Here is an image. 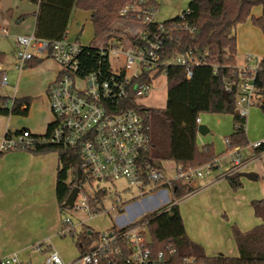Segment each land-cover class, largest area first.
Listing matches in <instances>:
<instances>
[{
    "label": "built area",
    "instance_id": "built-area-1",
    "mask_svg": "<svg viewBox=\"0 0 264 264\" xmlns=\"http://www.w3.org/2000/svg\"><path fill=\"white\" fill-rule=\"evenodd\" d=\"M144 1L133 0L123 6L119 12L120 20L134 22L138 24V28L130 31L129 37L127 33H121L117 35L120 37L118 40L105 39L94 45L101 58L97 68L91 70H88L81 56L85 45L78 40L70 41L68 36L51 40L38 37L35 32L16 36L20 67H26L28 61L34 58H50L58 65L57 75L49 84L47 93L54 121L43 135L33 134L29 130L5 135L0 151L32 150L41 145L69 151L78 163L69 168L66 182L71 190L78 186L79 192L73 207L66 208L88 212L91 216L98 210L96 206L90 205L88 195H93L98 190L116 195L113 209L120 210L124 206L117 189L119 180L126 183L122 187L123 192L135 187L144 196L161 189L173 192L175 181L195 183L215 169L223 170L222 176L226 178L239 172L243 164L241 153L236 148L232 149L235 154L233 164L225 170L217 160L196 167L176 164L173 175L169 177L163 163L153 159L149 112L144 109L146 106L141 99L149 96L159 75L166 76L168 66L185 67L187 77L191 78L193 66L208 63L209 52L195 56L192 50L185 53L170 51L168 45L174 40V31L181 25L190 29L189 25L180 21L166 23L156 20L157 8H143ZM188 12V8L183 10L179 14L181 19ZM3 31H6L5 28ZM260 63L261 60L255 68H240L251 71V74L243 73L236 87L237 111L244 116L248 107L260 106L264 102L263 91L255 83ZM7 82V75H3L2 83ZM234 84L226 81L225 89L228 92L234 90ZM262 144L264 138L253 144V147L258 148ZM78 170H81L80 179ZM83 182L89 185V189L84 187ZM79 197L81 202L78 204ZM169 205L166 210L171 207V203ZM147 223L128 227L118 235L100 232V239L96 243L69 261L47 246L43 264H101L104 257L123 254L122 248L114 245L116 238L120 236L131 248L126 264H160L171 258L177 250L169 245L166 250L153 255L148 247ZM83 225L73 235L76 224L71 217L66 216L61 233L78 237L83 231ZM38 245L37 247H43L44 243ZM35 246L36 244L33 248ZM184 261L187 264H197L194 257H184ZM0 264H32V261L13 253L0 258ZM108 264H111L110 261Z\"/></svg>",
    "mask_w": 264,
    "mask_h": 264
},
{
    "label": "trees",
    "instance_id": "trees-1",
    "mask_svg": "<svg viewBox=\"0 0 264 264\" xmlns=\"http://www.w3.org/2000/svg\"><path fill=\"white\" fill-rule=\"evenodd\" d=\"M38 6L34 12L36 25L34 32L38 37L58 40L67 36L71 15L75 8L90 11L96 35L103 38H120L112 32V24L118 19L123 6L133 0H30ZM143 8L159 6L158 0H145ZM261 5L263 12L260 16L252 15V8ZM189 12L181 19L179 15L164 20L166 23L177 21L186 23L189 28L181 25L173 34L174 40L168 49L185 53L192 50L195 56L208 51V63L195 65L191 78L187 77L185 67L170 65L166 70L167 104L165 108L144 107L149 112L148 121L152 135V157L155 161H174L186 167H196L212 162L218 157L212 144L197 145L198 117L200 113L210 112L232 114L234 131L227 137L228 149H236L247 145L249 140L246 133V116L240 114L236 107V87L244 71L236 66L237 38L235 27L248 18L254 25L261 28L264 34V0H191ZM25 16L21 15L19 20ZM117 31V30H116ZM88 70L97 68L99 64L98 51L94 45L84 46L81 54ZM5 59V53L0 51V64ZM43 60L34 58L26 64L36 67ZM1 74V73H0ZM226 81H232L234 90L230 91V99L224 95ZM255 83L264 94V55L260 69L256 71ZM31 97H9L0 95V114L28 115ZM264 113V102L260 104ZM8 131L6 135L20 134ZM256 153L264 151V144L254 148ZM25 150V149H22ZM55 150L59 153L60 161L57 174L56 194L61 209L71 192L66 180L71 165H77L76 159L69 151L55 146H38L29 150L33 153H45ZM5 152L0 151V155ZM234 189L242 187L239 172L226 176ZM174 197L179 200L195 189V183L175 181L173 183ZM108 196L103 190L88 195L90 205L101 210V204ZM255 215L261 223L248 231H242L236 225L232 226L233 236L237 244L238 256H209L203 245L193 241L185 230L183 217L178 206L171 203L166 210L162 207L155 212L145 215L141 219L124 228L112 227L108 233L119 234L124 229L148 222L146 231L152 236V243L148 244L153 255L166 250L172 245L176 253L160 264H187L184 257H194L197 264H264V198L252 201ZM170 206V205H169ZM101 233L88 225H83V231L75 237L80 253L100 239ZM115 246L122 248L123 254L116 257H104L101 264H126L131 254L128 242L120 237L116 238Z\"/></svg>",
    "mask_w": 264,
    "mask_h": 264
},
{
    "label": "crops",
    "instance_id": "crops-1",
    "mask_svg": "<svg viewBox=\"0 0 264 264\" xmlns=\"http://www.w3.org/2000/svg\"><path fill=\"white\" fill-rule=\"evenodd\" d=\"M262 12L261 5L252 8V15L260 16ZM245 22H247L245 28L248 33L254 32V28L261 30L253 24L251 18H248ZM239 24L235 27L237 52L238 47H240V39L237 33ZM35 25L36 18L32 32H34ZM5 30L7 29L5 28ZM239 36H241V32H239ZM16 51L17 47L15 48V55H17ZM252 56V54H246L244 64L240 66L236 62V66L238 68H250L249 62L255 61ZM262 58L257 59L255 66ZM43 62L36 66L37 70L43 74L37 94L41 95L45 90L46 97H48L49 84L56 77L58 70L54 65L52 67L43 66ZM0 73V83L2 84V76L7 74L5 69L2 68V64H0ZM20 73L18 80L23 72ZM157 81L158 78L155 80L154 88L151 91L153 95L156 93L154 89ZM165 82L167 84V78ZM10 85V83L4 84L5 87H10V90L1 89L0 87V95L31 98L35 95L33 93L30 96L28 95L30 93L27 92L18 93L20 90L17 86L13 85L12 87ZM166 87L168 91V86L166 85ZM12 88H14V92ZM254 107H248L245 113V127L249 142L240 148L243 164L240 167L239 175L240 172H254L258 176L257 180H251L240 175L242 187L234 189L229 180L223 178V170L215 169L205 178L195 182L196 190L189 194L196 195L194 196V204L189 211L183 209L184 216L181 214L188 236L193 241L203 245L209 256H238L239 250L233 236L232 226L236 225L240 230L248 231L261 223V219L255 215L252 201L264 198L255 197V194H258L257 192H259L257 196H264V151L256 153L253 144L264 138V113ZM20 117V115L15 114H0V144L8 131L16 132L21 129H28L37 135H43L47 132L32 131L24 123V118ZM198 123L199 125H205L208 132L205 134L197 132V145L212 144L218 156L216 160L219 165L224 170L229 168L233 164L235 154L231 149H228L227 152L224 151L225 145L224 143L221 144V140L222 137H227L234 131L233 115L200 113ZM209 133H212V135L205 138L204 136ZM247 147L250 148V155L244 157L242 151ZM59 161V156L55 158L44 153L9 151V153L0 155V258L17 253L23 259L33 261L32 257L35 253L33 246L42 236L40 230L46 229L47 231L44 232H50L49 236L56 234L54 230L59 225L61 209L56 194ZM243 178L247 180H242ZM253 181L256 183L261 181V184L258 185ZM246 185L247 188H245ZM253 190L257 192L251 194ZM146 196L149 195L129 201L132 202L133 206H130V204L123 206L116 215L112 227H125L150 214L147 212H155L160 207L161 202H166L168 199L167 194L162 192L158 206L147 207L151 208L148 210L146 208L145 210L140 209L142 205L140 202L146 201ZM58 230L57 233H59ZM71 259H74V257H71Z\"/></svg>",
    "mask_w": 264,
    "mask_h": 264
},
{
    "label": "rangeland",
    "instance_id": "rangeland-1",
    "mask_svg": "<svg viewBox=\"0 0 264 264\" xmlns=\"http://www.w3.org/2000/svg\"><path fill=\"white\" fill-rule=\"evenodd\" d=\"M191 0H158L159 6L157 7V11L155 12V19L158 21H164L173 17H176L179 15L183 10L189 7ZM37 9V5L30 0H0V51L5 53V59L1 63L2 68L5 69L7 72V78L8 82L13 87V85H16L17 88L20 90L18 93H30L28 95L31 96V94H35L32 97L31 102V108L29 111V114L24 116L20 115V118H24V123L34 132H40L44 133L45 131H48V128L50 124L54 121V117L51 111V106L48 97H46L45 90L43 93L37 94L38 89L41 83L42 79V72L37 70V67H20V61L17 55H15V48L17 47L15 37L17 35H23V34H30L33 31L34 23H35V14L34 12ZM21 15H24L25 17L21 20H19V17ZM244 24V25H243ZM247 22H244L242 24H239L238 26V37L240 39V47H238V52L236 55V62L238 65L244 64V58L246 54H252L255 61H250V68H255V63L258 58H262L264 55V42H263V34L260 29L254 28V32L248 33L247 29L245 28L247 25ZM137 26V27H136ZM3 28H6V31H3ZM138 28V24H135L134 22H130L127 20H116L112 24V32H114L117 35H120L121 33L126 34L127 37L130 36V31H134ZM117 30V31H116ZM125 30V31H124ZM127 31V32H126ZM239 32H241V36H239ZM67 36L70 41H76L78 40L82 45H98L101 42H104L105 38L102 36L96 35L94 24L91 20V13L80 9L75 8L70 19ZM259 60V59H258ZM43 66H50L53 65L56 66L58 70V65L53 59H45L43 60ZM248 63V62H247ZM23 73H22V72ZM22 73L21 78L18 80L19 73ZM20 73V74H21ZM166 77L165 74H161L158 76V81L156 83V87L154 90H156L155 95H153V92L144 98L141 99V102L146 107H153V108H165L167 104V87H166ZM18 81V82H17ZM6 83V84H7ZM10 85V86H11ZM1 89L10 90V87L4 86V84L0 83ZM13 92H14V88ZM21 95V94H18ZM256 110L263 112L260 108V106L254 107ZM206 114H214L210 112H204ZM47 128V129H46ZM212 133L207 134L204 136L205 138L211 136ZM229 136V135H228ZM227 136V137H228ZM222 137L221 144L224 143L225 149L224 151H228L226 138ZM210 143V142H209ZM207 144V143H205ZM199 145V144H198ZM216 146V145H215ZM12 151H24V152H32L29 150H12ZM5 153H9L5 152ZM4 153V154H5ZM250 153V148L247 147L242 151V155L244 157H247ZM44 154L51 155L52 157L59 156L58 152L55 150H51L48 152H45ZM162 165L166 168L167 174L169 177L173 175L174 167L177 164L174 161H162ZM247 167V166H246ZM214 171V170H213ZM208 176V175H207ZM69 177H71V173L69 172ZM242 180H247L243 178ZM200 181V179H198ZM253 183H256L253 181ZM256 184H261V181L257 182ZM83 185L86 189H89V185L85 184L83 182ZM126 185L124 180H119L117 182L118 191L120 196L123 198L124 206L129 205L133 206L131 204L132 202H129L133 200L134 198H141L143 195H141L137 188L131 187L130 190H127L123 192L122 187ZM247 188V185L246 187ZM92 189H90L91 191ZM250 191V190H248ZM247 191V192H248ZM164 192L167 194V201L161 202L160 207L168 206L170 203L173 202L174 206H178L181 214H183V209H186V211L191 210V207L194 204V195H187L183 197L182 199L177 200L174 197V194L171 190H155L152 193H149L146 196V201L140 202L142 203L140 209L147 208V207H156L159 205L158 201H160V195ZM257 191L253 190L251 191V194H255ZM255 194L257 198H262L264 196H257L259 195ZM81 202V198L79 197L77 199V203L79 204ZM116 204V195L114 193H109L108 196L104 199L103 204H101V210L96 212L92 217L88 212H83L81 210H76L73 208H63L60 209L59 213V225L57 228H55L54 232L56 233L53 236H49L50 232H44L47 231L46 229L40 230L42 232V236L39 238L37 242H35L36 246L34 247L33 251L35 252L33 255V261L32 264H43L45 259V250L46 247L49 246L50 248L58 251L60 255L67 261L72 260L71 257L76 258L81 253L77 246V241L74 237L70 236L69 234H62L61 228L63 224V220L66 216L71 217L75 224L76 228L74 229V234L78 233L82 229V225H88L95 231L105 233L112 225L115 223V217L118 215L119 210L113 209L112 206ZM156 209V210H157ZM146 210V211H147ZM152 213V212H147ZM128 214V212H127ZM130 215V214H129ZM184 216V214H183ZM91 219H88V218ZM88 219V220H85ZM60 227V228H59ZM59 228V230H58ZM57 230L59 233H57ZM46 233V234H45ZM39 243H44L43 247H37L39 246ZM31 258V259H32Z\"/></svg>",
    "mask_w": 264,
    "mask_h": 264
},
{
    "label": "water",
    "instance_id": "water-1",
    "mask_svg": "<svg viewBox=\"0 0 264 264\" xmlns=\"http://www.w3.org/2000/svg\"><path fill=\"white\" fill-rule=\"evenodd\" d=\"M224 95L227 99H230V94L227 90H224ZM198 132L201 134H205L208 132V128L205 125L200 124L198 126ZM240 175L251 180H257L258 177L257 174L254 172H240ZM80 178H81V170H78V179ZM78 192H79V187L74 186L64 203L65 207H73ZM147 241L149 244L152 243V236L149 232H147Z\"/></svg>",
    "mask_w": 264,
    "mask_h": 264
}]
</instances>
